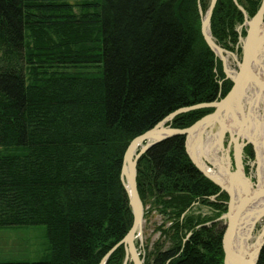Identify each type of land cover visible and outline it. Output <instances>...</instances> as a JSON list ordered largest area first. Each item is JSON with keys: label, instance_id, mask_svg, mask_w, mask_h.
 Wrapping results in <instances>:
<instances>
[{"label": "trees", "instance_id": "1", "mask_svg": "<svg viewBox=\"0 0 264 264\" xmlns=\"http://www.w3.org/2000/svg\"><path fill=\"white\" fill-rule=\"evenodd\" d=\"M238 2L253 16L262 0ZM209 3L0 0V229L45 225L51 248L46 260L0 264H100L124 238L133 222L121 178L129 143L175 109L220 99L233 85L202 34L199 6ZM243 20L234 0H218L217 42L236 38ZM212 111L179 114L172 126ZM137 183L143 202L147 190L185 192L167 203L181 207L175 245L146 264H224V228L180 218L187 194L219 190L190 159L184 135L142 155ZM212 204L218 215L227 211ZM125 257L121 245L106 264Z\"/></svg>", "mask_w": 264, "mask_h": 264}, {"label": "water", "instance_id": "2", "mask_svg": "<svg viewBox=\"0 0 264 264\" xmlns=\"http://www.w3.org/2000/svg\"><path fill=\"white\" fill-rule=\"evenodd\" d=\"M218 0H211L207 13L202 20V34L214 51L223 62L226 78L232 80L233 85L229 92L222 98L202 102L189 106H183L175 109L162 120L156 123L142 134L134 137L129 143L124 157L121 171L123 184L129 195V201L133 213L132 226L124 238L115 244L112 249L104 256L100 264H106L110 255L121 245L125 246L126 258L124 264H127L130 259L134 264H144L140 257L138 247L136 245L137 237L142 233L144 221V205L138 190L137 183V165L139 158L148 152L154 145L161 141L174 136L184 135L186 138V150L192 161L198 166L201 172L222 190H226L230 194L228 209L221 216L224 225V264H258L259 256L264 245V231L261 238H251V234L247 235V229L243 228V220L254 215L251 210H256L255 205H261L262 208L259 214H255V220L252 223L255 226L256 220L260 216H264V178L259 175L258 153L256 151V175H248L245 172L243 165V147L246 144L245 139H248L255 146V142L250 138L246 129H233L232 122L244 117V108L246 98L251 94L263 92L264 88V0L261 8L252 18H248L247 12L243 5L238 0H234L239 9L246 15V24L249 28L247 34L242 38V59L239 60L238 69H230L228 57L232 54L229 50L223 48L217 43L212 32V15ZM261 38V41L255 45L256 40ZM236 57V56H235ZM264 93V92H263ZM261 103V102H260ZM213 108V111L204 115L188 127L178 128L172 126L173 119L182 113L200 109ZM261 112L264 114V104L261 106ZM249 114V112L247 113ZM228 121V118H230ZM233 117V118H232ZM217 127L220 134V139L227 132L231 134L232 141L236 146V167L232 168L231 157H227V168L231 179L236 178V175L241 176L244 194L241 195L239 190L236 191L228 184L221 182L217 177L209 174L205 169V163L200 160L195 153V143L200 142L205 133L212 132ZM194 137V138H193ZM241 138V142L239 141ZM193 142V144L191 143ZM190 147L194 150L191 151ZM256 150V147H255ZM256 177V181L253 180ZM253 226V228H254ZM252 228V229H253ZM253 243V244H252ZM252 244V247L249 245Z\"/></svg>", "mask_w": 264, "mask_h": 264}, {"label": "rangeland", "instance_id": "3", "mask_svg": "<svg viewBox=\"0 0 264 264\" xmlns=\"http://www.w3.org/2000/svg\"><path fill=\"white\" fill-rule=\"evenodd\" d=\"M209 6L205 10H203L201 4L199 6V12L201 15V27H202V20L204 19ZM248 16L251 17L252 15H248ZM243 24L244 21L237 24L235 28L236 31L238 32V36H241L243 35V33H245L242 30ZM238 36L236 38H233L232 40L233 36L230 35L226 41V44L225 45L221 44L223 48L229 50L232 53L228 57V63L230 69L236 68L234 65L235 59L238 58L239 55H241V43L237 42ZM216 57L220 59L218 56ZM216 130L217 127H215V131ZM140 158L138 162H140ZM249 161L251 162V159ZM254 166L251 167V171L249 175L254 174V172L256 173L257 165ZM138 168H139V163L137 165V175H138ZM143 182L145 181L143 180ZM150 182L151 180L148 178L146 179V182L144 184L146 183L148 184ZM183 193L185 192L176 191L170 194L164 193L163 195H156V194H152L149 190L146 191L144 196L145 203L143 202L144 221H143L142 233L136 239V245L138 247L140 257L144 261V264H146L145 263L146 259L152 261V259L156 257V254L159 251L168 249L171 246L175 245L174 235L176 231V225H174V222L177 218V216H175V213L177 210L181 209V207L172 206V205L168 206L167 203L169 202L168 200H172V202L179 201L182 195H184ZM210 197H213L212 198L213 202H217L219 200H224L225 197L227 196L225 195L220 196L219 192H217L216 194H211ZM186 198L190 202L189 206L185 211L188 214L187 216H189L190 218H198L199 216H201V218L204 219L203 220L204 222L199 224L197 228L202 225L211 226L212 224H217V226H221L222 221L220 220V218L223 214L221 216L217 214L218 209L216 208L215 205L212 204L211 198L209 197L202 198L197 195H188V194L186 195ZM262 224L263 221L261 222L259 221L257 223L256 228L254 229L255 235H258V232L261 230ZM190 233L191 231L188 232L187 235L190 236ZM0 243H1L0 244L1 251L9 250L8 247H11L13 251V257L18 258L20 262L46 260L50 257L51 248L46 236L45 225H28V226H20L16 228H2L0 232ZM128 262H132V261L129 259Z\"/></svg>", "mask_w": 264, "mask_h": 264}, {"label": "bare ground", "instance_id": "4", "mask_svg": "<svg viewBox=\"0 0 264 264\" xmlns=\"http://www.w3.org/2000/svg\"><path fill=\"white\" fill-rule=\"evenodd\" d=\"M260 41L261 38H258L256 40L255 45H257ZM263 92H264V88H263ZM263 92L253 93L248 99L246 98L245 101L246 107L244 108L243 111L244 117H241L242 114H240V118L237 121H234V118L232 117L233 118L232 128L234 130L238 128H241V130L246 129L245 131L246 134L248 133L250 138H252V140L255 142L256 151L258 153L259 175L261 179L264 178V114L261 112V106L264 104ZM248 112L249 114H247ZM230 119L231 117L228 118V121H230ZM210 135H211V139H209L208 137L206 141H203L202 143L196 142L194 144L195 145L194 150L196 151L197 157L200 160H202V163L204 156L215 163L222 162L220 163V167H218L217 170L212 169V167L207 166L206 164L204 168L208 170L212 175L217 177L221 182L228 184L235 191L236 189L237 191L239 190V193L243 195L244 188L242 185L241 176L237 174L236 178L231 179V176L227 173L228 168L226 166L227 163L226 158L221 157L219 155V150L223 149V145H222L223 142H221L222 140L220 139V134L218 130L211 132ZM191 143L193 144V142ZM190 150L194 151L191 147ZM255 206L257 209L255 211L251 210L253 211L252 213H254V215L243 220L242 224H243V228L247 229V235L251 234V238L256 239L258 238L259 235H260L259 238L263 236L262 232L264 231V216L262 215L256 220L255 226L252 224L256 218L255 214H259L262 208L260 204ZM186 215L188 214L184 212L181 216L182 217L181 219H183ZM259 221L260 222L263 221V224L261 230L258 232V235H255L254 229L256 228V225ZM188 237L189 235H187V238ZM252 244H250L249 246L252 247Z\"/></svg>", "mask_w": 264, "mask_h": 264}, {"label": "flooded vegetation", "instance_id": "5", "mask_svg": "<svg viewBox=\"0 0 264 264\" xmlns=\"http://www.w3.org/2000/svg\"><path fill=\"white\" fill-rule=\"evenodd\" d=\"M211 1V0H210ZM263 1V0H262ZM261 5H262V3H261ZM245 8V7H244ZM261 8V6L259 7V9ZM258 9V10H259ZM241 10V9H240ZM245 10H246V12H247V15H250V13H249V11H247V9L245 8ZM258 10L256 11V13L258 12ZM242 11V10H241ZM243 12V11H242ZM255 13V14H256ZM243 15H244V24H243V31L245 32L243 35H241V36H239V42L241 43V55H239L238 56V58H236L235 59V62H234V65H235V69H238V66H239V60H241L242 59V46H243V40H242V38H244L245 36H246V34H247V30H248V28H249V26H248V24H246V15L244 14V12H243ZM252 17H254V15L253 16H251V17H249L248 16V18L250 19V18H252ZM224 69V68H223ZM231 69H234V68H231ZM226 74V73H225ZM213 131H215V128L213 129ZM212 131V132H213ZM217 131V130H216ZM211 132L210 131H208L207 133H205L204 134V136H203V138H202V140L199 142V143H202L203 141H206V139L209 137V139H211ZM239 141L241 142L242 140H241V138H239ZM221 142H223V149L222 150H219V155L221 156V157H224V158H226V162H227V156L228 155H230V157H231V162H232V168L233 169H235V167H236V146H235V143L232 141V137H231V134L229 133V132H227L226 134H225V136L223 137V139H222V141ZM244 142L246 143L245 145H244V147H243V152H242V154H243V156H242V158H243V165H244V169H245V172H246V174H248L249 175V173H250V171H251V167L252 166H254V165H257L258 166V164L255 162L256 161V153H255V146L251 143V142H249L248 141V139H245L244 140ZM185 146H186V138H185ZM249 146H251V148H252V151H253V158H251L252 157V154L249 152V150H248V148H249ZM188 153V152H187ZM195 153H196V151H195ZM189 155V154H188ZM190 157V156H189ZM191 159V158H190ZM251 159V162L249 161ZM192 160V159H191ZM215 160V159H214ZM139 161V160H138ZM203 161H204V163L207 165V166H210V167H212V169H214V170H217L218 169V167H220V163H222V162H217V163H215V162H213V161H211V160H209L207 157H205L204 156V159H203ZM193 162V161H192ZM139 163V162H138ZM194 163V162H193ZM194 165L197 167V169L201 172V170L198 168V166L194 163ZM228 164L226 163V166H227ZM252 165V166H251ZM257 166H256V168H257ZM255 167V166H254ZM205 169V168H204ZM206 170V169H205ZM209 174H211L208 170H206ZM202 173V172H201ZM227 173L229 174V171L227 170ZM203 174V173H202ZM204 175V174H203ZM253 175H256V173L254 172V174ZM205 176V175H204ZM212 181V180H211ZM254 181H256V177H254ZM217 185V184H216ZM218 186V185H217ZM219 187V186H218ZM218 192H219V195L221 196L222 194H224L225 193V196H227V197H225V199L224 200H219V201H217V202H219V203H224L225 204V206H226V208L228 209V206H229V201H230V194H229V192L228 191H226V190H222L220 187H219V190H218ZM217 193V192H216ZM216 193H213V194H216ZM210 195L211 194H209V195H207V197H209V198H211V202H213V200H212V198L213 197H210ZM227 199V200H226ZM215 210V209H214ZM223 213H221V214H219V216H221ZM221 220V219H220ZM222 221V220H221ZM218 227H223L224 228V225H223V221H222V224H221V226H218Z\"/></svg>", "mask_w": 264, "mask_h": 264}, {"label": "crops", "instance_id": "6", "mask_svg": "<svg viewBox=\"0 0 264 264\" xmlns=\"http://www.w3.org/2000/svg\"><path fill=\"white\" fill-rule=\"evenodd\" d=\"M0 232H1V229H0ZM14 243V241H13ZM19 243V242H17ZM1 244V243H0ZM13 246V245H12ZM9 250H6V251H1L0 250V262H11V263H14V262H20L18 260V258L16 257H13V251H12V248L11 247H8ZM22 262V261H21Z\"/></svg>", "mask_w": 264, "mask_h": 264}]
</instances>
